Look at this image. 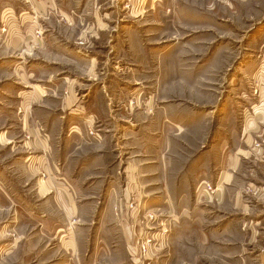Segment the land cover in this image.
<instances>
[{
    "label": "rangeland",
    "instance_id": "obj_1",
    "mask_svg": "<svg viewBox=\"0 0 264 264\" xmlns=\"http://www.w3.org/2000/svg\"><path fill=\"white\" fill-rule=\"evenodd\" d=\"M23 34L30 45H12ZM66 96L70 110L42 116L51 148L33 145L23 101L56 110ZM263 96L264 0H0V264H34L35 219L55 215L39 213L35 193L49 179L108 217L109 249L126 228L127 264H264V198L248 189L246 165L215 181L223 148L236 152ZM83 109L90 123L66 129ZM29 156L44 157L33 169ZM71 220L59 234L66 247L82 230Z\"/></svg>",
    "mask_w": 264,
    "mask_h": 264
},
{
    "label": "crops",
    "instance_id": "obj_2",
    "mask_svg": "<svg viewBox=\"0 0 264 264\" xmlns=\"http://www.w3.org/2000/svg\"><path fill=\"white\" fill-rule=\"evenodd\" d=\"M53 10L54 8H51L50 6V9H43L42 12H43V15H46L48 12L51 13ZM10 11H12L11 13L15 16L16 12L14 11V9H10L9 12ZM56 12H57V9H56ZM19 15H22V14L20 13ZM17 32L19 34V27L17 29ZM25 37L27 36L24 34L22 36L20 35L18 39L14 40L12 45L19 46L21 44H26V43H27L26 45H30L29 44L31 41L29 39L30 37L28 39H25ZM61 42L65 43V40L63 39L61 40ZM60 48L62 49V45L60 46ZM40 49L45 50L46 47L42 45ZM45 51H41V53L44 55ZM52 58H48V59L54 60V58L53 59ZM52 62L53 64H61V61L59 62L52 61ZM47 65H50V63H48ZM39 92L40 91L38 90H34L33 92H31L30 98H37L38 100L39 98L38 96L39 94H41ZM46 96L47 95H43L42 97H45L46 99L47 98ZM67 98L68 96L64 97L66 101L63 102V104H65L66 107L64 109H56V110L52 108L53 106L51 107L50 104L41 105V100L37 101L36 99H34L33 102H30V101H27L26 99V101H23L22 108L27 109L29 107V109L26 111V114H25L26 116L23 122V130L25 132L27 131L29 136L33 137L34 141L33 142L31 141L33 145L36 144L37 142H40V144L41 143L44 144L46 148H49V149L51 148L49 136L46 135L45 139L42 136L41 129L46 126V124H44V120H42V116L44 113H48L51 115L65 114L66 110L68 111L71 108V107H67L69 105ZM72 99H73V95L71 93L69 97L70 102H72ZM262 102L264 101L262 100ZM263 106L264 105H261V107ZM83 110L79 111L81 113V116L80 117L77 116L75 120L68 118L67 119L68 123H66L65 124L66 126L64 127L66 129L69 127H76L74 126L75 125L74 121L81 120V118L85 119L87 123H90L91 117L94 118V116L92 115L89 116V114L85 116V114H82V112L86 113V110L85 111ZM58 111L59 112L61 111L62 113L61 112L58 113ZM59 119L62 121L63 120L65 121L64 116L60 117ZM62 121L61 122L59 121L57 123L60 125H53L49 129H56L57 126H58V129H60V127L62 128L61 124L64 123ZM47 126H50V125H47ZM73 132L75 131L70 129L69 136L70 134H73ZM52 135H53V132H52ZM238 140L239 141L236 144L238 145V148H236L235 153L231 152L232 148H231L230 143L228 144L227 148H223L221 162L218 167L220 168L219 175L215 181L222 182L225 176L226 177L232 176V178H234V176L237 175V170H239L240 166L244 164L247 167V172H246L247 174L245 175H247L249 179L250 178L252 179V180H248L250 185H254L252 188L249 187L248 189H250L252 192L258 193L259 196L264 198V186L261 185V182L264 183V166H263L264 165V113L263 112L258 113V114L254 113V118L251 121L249 120V122L246 123V125L242 129L240 137H238ZM9 141L10 140H8V142ZM11 142L12 141H10L9 143ZM26 143L27 142H25L24 146H27ZM255 143H260L261 147H258V145L257 147H255L256 145ZM29 145H31V143ZM103 148H104V145L101 146V149L98 148V151L102 150ZM60 150L63 151V149L61 148ZM69 153L74 155V150H71V152ZM228 154L232 156V159L229 162L230 166L228 168H225L224 160H225L226 155ZM45 156L47 157V155ZM43 157L38 156L37 158H35L34 156H29L25 158L24 162L26 164L30 162L29 167L34 169V167H36L37 160L43 159ZM115 161L116 160L113 159V163ZM261 166L263 167L261 168ZM255 178L261 179V182L260 183L259 181L257 182ZM38 180H39L38 184L41 186V179L39 178ZM47 183H48L47 188L44 187L42 191L40 190L39 187H36L35 193L38 196V199L40 202V205H39L40 212L39 213H42L41 212L42 208H44V210L49 208L52 211H54L55 215L54 216L47 215L46 213H44L42 215L40 214V216L37 217L38 219H35L37 222H39V226H40V236L39 237L41 241L39 242V247L37 246L35 247V250H40V253L39 254L35 253L34 264H127L129 262V259H130V262L133 261L131 257L135 249H132L130 246V240L132 241V238L130 234H128V237H127L126 235L127 231L125 230L126 228L122 226V223H119L120 226L117 225L116 223L114 224V226H117L120 228L122 226V228L124 229V233H123L124 243L123 245H120V243L118 242L120 239L118 240L117 238V241H116L115 237H111L110 239H114L116 242L114 241L115 243H113L115 244L113 249L112 248L109 249V244H108L109 238H107L105 234H103V231H102L103 230L102 226H105V225L107 226L106 222H108V217L105 218L104 217L105 215L103 214V217L100 219L96 215V212H95L96 209H93L91 205L88 204L89 205L88 206V205H85V203L82 204L80 203V201L76 200L73 195V191L71 190L72 189L71 184L69 185L68 182H66L65 185L59 186V187L56 186V184H54V182L50 179L47 181ZM228 187H230V185H228ZM254 187H256L257 190H255ZM243 188L244 189L240 191L239 193L240 198L236 197L235 200L237 199L236 204H238L239 199L245 198L246 203H243V201H241L242 207L245 210L246 208H250L251 205L249 204V200H248L249 197L247 195L244 196L245 187ZM220 189L221 188H219L218 191H220ZM42 192L44 193L43 195L41 194ZM224 196H225V202L227 201L226 202L227 204L230 203L229 199L227 198L228 196L225 194ZM52 205H54V207H51ZM62 208L66 209L67 213L65 214L60 213L59 209H62ZM104 209L105 210L109 209V206L108 205L105 206ZM71 217L73 218L76 217L77 219L76 224L79 228L82 227L81 228L82 230H81V233L76 231L70 234V237H69L70 239L69 241H67L68 247H66V245L63 244V241L59 238V234L62 231L63 226L67 227V225H70L72 221ZM261 220L264 222V217L261 218ZM260 223L262 222L260 221ZM46 226H52V227L57 226L58 227L56 230V233L52 235L53 237L50 238L49 242H45L46 239H44L43 241V238H42L43 236L46 237V234H45L47 233L45 229ZM53 243L55 246L53 245ZM99 244H104L102 246L103 248L102 250L99 249L98 247ZM66 248H68L67 253H65ZM54 249H56L55 252H54ZM106 249L110 252L109 254L107 253ZM118 256H120L121 258H119ZM66 257H68V261L64 262ZM122 257H125L127 260L123 262L121 260ZM131 264H134V263H131Z\"/></svg>",
    "mask_w": 264,
    "mask_h": 264
},
{
    "label": "built area",
    "instance_id": "obj_3",
    "mask_svg": "<svg viewBox=\"0 0 264 264\" xmlns=\"http://www.w3.org/2000/svg\"><path fill=\"white\" fill-rule=\"evenodd\" d=\"M208 186V185H207Z\"/></svg>",
    "mask_w": 264,
    "mask_h": 264
}]
</instances>
